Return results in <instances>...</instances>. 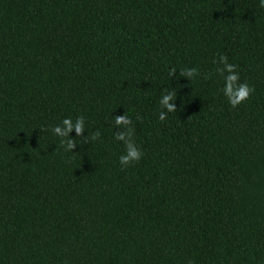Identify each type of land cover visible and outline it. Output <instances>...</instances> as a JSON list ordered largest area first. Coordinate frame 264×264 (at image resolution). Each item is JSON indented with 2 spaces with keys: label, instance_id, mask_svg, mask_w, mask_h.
<instances>
[{
  "label": "trees",
  "instance_id": "1",
  "mask_svg": "<svg viewBox=\"0 0 264 264\" xmlns=\"http://www.w3.org/2000/svg\"><path fill=\"white\" fill-rule=\"evenodd\" d=\"M0 264H264L260 0H0Z\"/></svg>",
  "mask_w": 264,
  "mask_h": 264
},
{
  "label": "clouds",
  "instance_id": "2",
  "mask_svg": "<svg viewBox=\"0 0 264 264\" xmlns=\"http://www.w3.org/2000/svg\"><path fill=\"white\" fill-rule=\"evenodd\" d=\"M260 6L264 7V0H260ZM223 67H218L216 69L217 72L220 73L221 76L224 77L225 86L223 88L224 95L227 97L228 102L232 108H236L238 105L246 101L250 98L251 94L254 91V88L250 87L247 82L240 83L239 73L236 71L237 66L234 64L228 63V59L226 56L221 55L219 60L216 61ZM175 69H171V73H174ZM227 72V75H224V72ZM188 76H193L196 74V69H192L184 73ZM175 93L170 96H164L163 100L160 101V104L163 108L167 110V112L176 111L175 106L169 103L170 99H173ZM167 112H161L159 115V119L161 121L166 119ZM139 118V117H137ZM132 121L127 115L116 116L115 117V125L122 126L125 130L122 132H117L115 134V139L118 141H123L125 145L126 154L120 156V164L122 167L129 166L132 162H138L143 153L136 147L133 142V129L131 128ZM63 130L61 129V125L55 126L52 131L59 137H68V133L71 132L73 127L76 130L77 136H79L84 129V118L81 116L77 118L75 124H73L71 118H66L62 121ZM99 137V134H94L93 139ZM131 138V139H129ZM62 145L65 144L64 140H61ZM75 141L73 139L66 140V150H70L75 146Z\"/></svg>",
  "mask_w": 264,
  "mask_h": 264
}]
</instances>
